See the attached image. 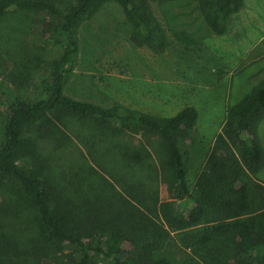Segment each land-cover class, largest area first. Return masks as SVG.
<instances>
[{
  "label": "trees",
  "instance_id": "trees-1",
  "mask_svg": "<svg viewBox=\"0 0 264 264\" xmlns=\"http://www.w3.org/2000/svg\"><path fill=\"white\" fill-rule=\"evenodd\" d=\"M65 1L62 8V0H0V19L14 11L48 13L55 24L50 30L52 39L60 51L58 58L40 59L49 66V80L43 84L45 97L28 100L12 84L0 81V100L7 107L0 143V191L4 197L17 194V198L26 199L35 213V232L30 237L21 242L15 237L0 241V264H174L161 251L168 229L183 231L200 225L206 227L185 239L200 247L214 241L221 254L227 252L238 264H264V184L257 179L264 164L258 132L264 114V85L254 87L228 108L194 195L188 185L182 146L197 125L195 107L186 106L172 117H160L119 104L104 107L66 94V82L79 67L75 30L108 0ZM114 1L132 26L136 43L157 52L166 49L167 34L151 4L181 0ZM193 1L216 35L227 32L231 16L243 5V0ZM174 36L181 43H195L190 32ZM51 117L62 124L69 117L90 121L105 136L118 131L158 139L175 168L176 200L159 205L158 198L147 191L125 189L127 197L111 185L107 197L101 199L99 194L93 201L88 192L76 194L56 187L41 167L28 170L21 166L20 161H36L38 157L28 129L38 127L41 137L48 133L59 137L61 130ZM113 146L116 157L127 161L140 158V152L127 144Z\"/></svg>",
  "mask_w": 264,
  "mask_h": 264
},
{
  "label": "rangeland",
  "instance_id": "rangeland-1",
  "mask_svg": "<svg viewBox=\"0 0 264 264\" xmlns=\"http://www.w3.org/2000/svg\"><path fill=\"white\" fill-rule=\"evenodd\" d=\"M66 2L62 0L60 6L64 8ZM151 8L167 34L163 52L136 43L122 7L108 0L75 30L79 67L67 80L65 92L77 100L104 107L119 104L160 117L195 107L198 122L182 146L188 185L195 195L228 108L254 87L264 85V0H243L223 35L214 34L205 24L196 1L152 3ZM54 25L52 17L42 11H14L0 19V81L12 84L28 100L46 95L43 84L49 80V66L40 59L60 56L50 31ZM180 31L193 34L195 43L179 42L174 35ZM6 116V104L0 100V143ZM53 120L61 130L57 138L49 133L41 137L38 127L28 129L38 157L20 161L21 166L28 170L41 167L56 187L76 194L88 192L93 201L99 194L101 199L107 197L111 185L127 197L125 189L147 191L158 198L159 205L176 200L175 168L158 139L118 131L105 136L92 122L77 117H69L66 124ZM258 132L264 146V114ZM119 144L139 151L140 158L116 157L113 145ZM257 179L264 184V164ZM34 218L26 199L17 194L4 197L0 191V241L15 237L21 242L30 237L35 232ZM205 227L168 229L161 251L174 264H238L227 252L221 254L214 241L200 247L185 239Z\"/></svg>",
  "mask_w": 264,
  "mask_h": 264
}]
</instances>
